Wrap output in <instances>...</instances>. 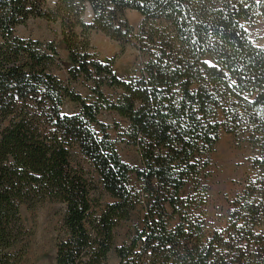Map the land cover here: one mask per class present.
<instances>
[{
    "label": "trees",
    "instance_id": "obj_1",
    "mask_svg": "<svg viewBox=\"0 0 264 264\" xmlns=\"http://www.w3.org/2000/svg\"><path fill=\"white\" fill-rule=\"evenodd\" d=\"M127 10L142 15L138 27ZM38 18L59 24L67 60L55 41L16 33ZM257 25L264 31V0H0V264L26 253L22 208L46 202L65 206L56 264H112V255L115 264H264ZM96 31L119 51L100 58ZM129 46L139 62L118 73ZM67 101L77 109L65 112ZM103 111L127 127L103 122ZM223 129L249 144L253 173L216 222L206 180ZM118 142L139 164L123 160ZM122 223L132 225L116 244Z\"/></svg>",
    "mask_w": 264,
    "mask_h": 264
},
{
    "label": "rangeland",
    "instance_id": "obj_2",
    "mask_svg": "<svg viewBox=\"0 0 264 264\" xmlns=\"http://www.w3.org/2000/svg\"><path fill=\"white\" fill-rule=\"evenodd\" d=\"M126 15L129 22L138 27L142 21V15L135 11L127 10ZM16 33L21 37L40 39L42 41H55L58 46L60 57L64 51L61 44L62 36L58 23H49L43 19H31L27 24L16 28ZM252 37L258 42L264 44V31L261 25H257L255 30H252ZM91 44L94 45L100 58L111 57L119 51V45L107 38L101 32H93L91 34ZM137 51L133 47H127L125 54L120 56L116 62L115 68L118 73L126 74L130 69L134 68L139 62ZM63 59V58H62ZM55 74L59 75L64 81L68 80L69 75L62 67L54 68ZM89 83L80 81L74 86L82 95L90 93L87 89ZM105 92L111 98L115 97V91L105 88ZM75 104L70 101L65 102L63 110L67 113L76 110ZM100 119L113 126L118 122L122 128H126L128 122L119 117L116 113L103 111L99 115ZM112 135L119 141V133L111 130ZM119 152L128 163L139 164L137 150L133 146H127L122 142L117 144ZM252 151L247 142H239L233 134H227L221 130L219 140L212 154L213 164L209 171L211 175L207 178L208 186V214L212 220L216 222L226 216V211L231 207V201L243 188V182L248 175H252V167L250 157ZM64 205L57 202H46L41 207L35 210L22 208V220L28 230L31 231V236L27 241L26 253L23 258L16 264H56V239L57 232L61 225V217L64 211ZM139 213H136L135 223H139ZM130 224L122 223L116 229V244L122 243L127 237V231ZM112 264L117 262L114 255L111 256Z\"/></svg>",
    "mask_w": 264,
    "mask_h": 264
},
{
    "label": "crops",
    "instance_id": "obj_3",
    "mask_svg": "<svg viewBox=\"0 0 264 264\" xmlns=\"http://www.w3.org/2000/svg\"><path fill=\"white\" fill-rule=\"evenodd\" d=\"M135 13L138 15V13L135 11ZM119 45V44H118ZM62 58L63 60H67L68 59V51H64L62 54Z\"/></svg>",
    "mask_w": 264,
    "mask_h": 264
}]
</instances>
